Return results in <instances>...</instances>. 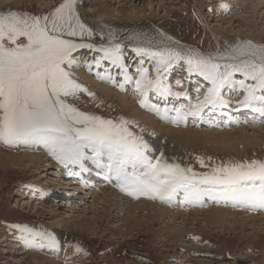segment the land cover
<instances>
[{
	"label": "rangeland",
	"instance_id": "1",
	"mask_svg": "<svg viewBox=\"0 0 264 264\" xmlns=\"http://www.w3.org/2000/svg\"><path fill=\"white\" fill-rule=\"evenodd\" d=\"M62 2L63 0H56V3L55 0H2L0 11L14 9L22 14L43 15L51 11L49 7H53V10ZM75 7L80 20L92 29L93 35L90 38L85 36L82 40L80 37L73 39L96 45L102 43L108 45L110 42L121 44L123 64L127 69V75L132 77L130 81H125L121 69L110 60L103 59L97 65L95 60L103 53L88 48L77 49L72 57L74 63L69 70L78 83L97 95L93 99L87 92L80 93L79 97L86 98L85 106L98 109L110 106L111 109H120L117 99L114 101L113 97L112 99L109 97L106 100L103 94L95 92L88 85L84 75L75 74L74 69H84V74L88 73L86 75H91L93 78L91 80H104L105 77L111 76L112 79H106L109 86L114 90L117 87L118 92L129 96L128 98H131L130 100L142 113L150 115L155 119L154 121H157L158 126L167 125L176 131L185 128L208 130L207 132L216 133L221 137L226 136L227 133H237L250 139L248 143L242 144L236 141L223 144L222 147L214 142L199 141L198 143L195 139L186 144H179L171 141L169 136L161 131L162 129H155L154 126H147L154 130L153 134L140 133L141 127L134 121L133 130L143 135L148 142L159 135L167 136L158 152L150 153L154 154V157L160 155L162 151L164 158L169 162L175 161L182 166L190 165L196 172L210 171L212 166L226 162L264 160V119L251 109L241 108L235 103L242 98V91L225 88L223 96L231 102L227 108H217L214 111L205 109L200 117L188 116L189 118L180 123H173L170 119L161 118L155 111L141 107L140 97L132 86V82H135L139 76L137 68L141 66V61L143 67L148 69V75L150 77L155 75V62L134 51L136 47L148 46L149 41L153 45L161 46L159 42L162 40L164 44L175 40L176 43L168 46L183 49L199 47L210 53L223 52L225 48L246 40L262 45L258 44L256 38L248 40L247 37L252 35L257 37L264 31V0H76ZM187 7L191 13L180 14ZM165 26L170 27V31ZM110 34L115 39L110 41ZM178 41L185 43V47ZM165 77V82L174 92L185 89L189 99L184 96L178 101L179 98L176 97L156 96L155 93L150 92L149 103L162 110L167 107L182 108L186 111L190 103L196 102L198 96L203 97L207 90L204 83L209 85L199 74L194 72L189 75L187 66L182 61L174 64L165 73ZM175 78L180 81L175 83ZM235 78L239 80L243 77L237 73ZM121 83H124L123 88L119 86ZM151 99H155L158 103H152ZM74 103L78 107L82 106L78 100ZM238 109H245L249 114L248 118L244 117L245 112L239 113ZM107 112V110L102 111V113ZM118 113L114 112L117 118L120 117ZM169 115L175 116L176 113L172 111ZM105 118L112 117L105 116ZM0 152H2L1 160V157H6V153L13 155L18 152V144L12 146L0 141ZM47 156L52 165L39 164V162L29 165L21 162L16 167L9 165V168L4 170L0 162V264H264V229L260 228L262 225L257 224L263 223L262 221H258L253 227L246 224L248 221H244L245 226L242 228L234 219H230L228 224L230 229L215 228L214 225H207L203 221L204 211L210 207L223 206V208L239 210L240 208H235L237 205L231 200L217 201L204 197L202 203H183L185 201L183 191L177 192L171 202L146 196L133 197L122 192L116 186L114 179L106 180L103 172L90 160L85 161L84 165L88 171H81L78 166L65 167L52 155ZM196 157H202L207 167H202ZM69 171L78 172L79 175H69ZM96 180L101 183L99 187L94 182ZM94 194L99 198L98 201L94 200ZM62 199L65 200V205ZM106 199H111V202ZM109 202L111 205H108ZM132 203L136 204L133 206L137 210H134L135 217L130 218L134 221L130 223L129 219H125L124 212L120 208L128 207ZM144 203L159 205L166 210L176 212L180 210L185 214L184 219L177 218L172 221L170 214H166L152 222L148 218L154 215V207L150 205L145 208ZM193 211L199 213L197 215L195 213V219L192 217ZM247 211L256 215L258 219L264 218V208ZM180 212L179 214L182 215ZM245 215H241L243 219ZM228 217L231 218L232 215ZM187 218H192L193 224H187ZM62 219L67 221L66 227L63 222L61 223ZM79 219L87 221L85 223H88L89 228H73L71 221ZM175 229L177 231L183 229L184 232L181 233L182 237L176 245L174 243L177 239L174 235L176 232L172 231ZM120 231H123L122 235ZM124 235L126 237H122ZM45 242L47 245L55 243L73 247V255L76 259L72 262L64 257L53 260L49 253L50 247L44 248ZM77 245L82 249L81 251L76 250Z\"/></svg>",
	"mask_w": 264,
	"mask_h": 264
},
{
	"label": "snow or ice",
	"instance_id": "2",
	"mask_svg": "<svg viewBox=\"0 0 264 264\" xmlns=\"http://www.w3.org/2000/svg\"><path fill=\"white\" fill-rule=\"evenodd\" d=\"M75 5L76 0H63L43 15L0 11V141L12 146L42 144L65 167L78 166L81 171H88L84 165L90 160L106 180L114 179L129 196L171 202L177 192L183 191V202L202 203L208 197L231 200L250 209L264 208V160L226 162L212 166L210 171L196 172L190 165L169 162L162 151L158 156L151 155L149 142L133 130L134 121L105 118L70 102V98L78 100L82 92L95 99L69 70L77 49L103 53L95 60L97 65L103 59L110 60L121 69L125 81L132 79L123 64L121 44L96 45L73 39L93 35L80 20ZM109 38L115 39L111 34ZM159 43L163 46L149 41L148 46L134 49L156 64L151 77L143 61L137 68L135 90L141 107L180 123L188 116H202L205 109L227 107L230 101L224 98L223 89L231 88L243 93L235 102L239 107L251 109L264 119V45L242 41L223 52L204 54L168 46L163 40ZM181 61L189 75L195 72L209 83L203 97L198 96L186 111L162 110L149 103L150 92L162 97L187 95L174 92L165 82V73ZM237 73L243 78L236 79ZM119 86L123 88L124 83ZM172 111L175 116L169 115ZM196 159L207 167L202 157ZM69 175L79 173L69 171ZM76 250L82 249L77 245Z\"/></svg>",
	"mask_w": 264,
	"mask_h": 264
},
{
	"label": "bare ground",
	"instance_id": "3",
	"mask_svg": "<svg viewBox=\"0 0 264 264\" xmlns=\"http://www.w3.org/2000/svg\"><path fill=\"white\" fill-rule=\"evenodd\" d=\"M0 1H2V0H0ZM11 2V1H10ZM20 3V2H19ZM55 3H56V0H55ZM4 4V3H3ZM53 4V3H52ZM197 5H198V3H197ZM9 6V5H8ZM13 6H14V4H13ZM1 7V6H0ZM7 7V6H6ZM10 7V6H9ZM11 8V7H10ZM15 8V7H14ZM51 10H52V8L51 7H49ZM17 10V9H16ZM13 11H15L14 9H13ZM27 11V10H26ZM182 13H191V10L187 7L183 12H181L180 14H182ZM189 15V14H188ZM102 16V15H101ZM100 18V17H99ZM137 20V19H136ZM171 21V20H170ZM175 21V20H174ZM179 21V20H178ZM185 21V20H184ZM183 21V22H184ZM192 21V20H191ZM125 22V21H124ZM127 22V21H126ZM129 22V21H128ZM132 22V21H131ZM130 22V23H131ZM111 23V22H110ZM170 24H172V23H170ZM179 24V23H178ZM181 24V23H180ZM113 25V24H112ZM184 25H185V23H184ZM187 25V24H186ZM246 25V24H245ZM175 26V25H174ZM165 27H167V29L170 31V27H168V26H165ZM176 28V27H175ZM173 29V28H172ZM176 30V29H175ZM161 31V30H160ZM262 31V30H261ZM163 32V31H162ZM161 33V32H160ZM178 33V32H177ZM163 35V34H162ZM214 37H216L215 36V34H212ZM204 36H205V34H204ZM218 36V35H217ZM95 37V36H94ZM164 37V36H163ZM176 37V36H175ZM181 37V36H180ZM208 37V36H207ZM264 31H262L257 37H255L254 35H252V36H248L247 38H248V40L250 39H255L256 38V40H257V42H258V44H262V45H264ZM198 38V37H197ZM209 38V37H208ZM89 39V38H88ZM176 39V38H175ZM205 39V38H204ZM210 39V38H209ZM208 39V40H209ZM245 39V38H244ZM199 40V39H198ZM175 41V40H174ZM174 41H172V42H166V44L167 45H171V44H174V43H176V42H174ZM207 41V40H206ZM247 41V40H246ZM78 42H79V40H78ZM179 42V41H178ZM256 42V43H257ZM180 43V45H182V46H184L185 45V43H182V42H179ZM202 43V42H201ZM209 43V42H208ZM255 43V42H254ZM205 45V44H204ZM161 46H163V45H161ZM177 46V45H176ZM194 46V45H193ZM206 46V45H205ZM185 47V46H184ZM203 47V46H202ZM204 48V47H203ZM197 51H199V52H202V53H204V54H208V53H210V52H208V51H204V50H201L199 47L198 48H195ZM75 52H77V50L75 51ZM75 52L73 53V54H75ZM74 73L75 74H77V75H84V77L87 79L86 81H87V83H88V85H90V87L95 91V92H98V93H101V94H103L104 95V98L107 100L109 97H111V99H112V97H113V99H114V101H116V99H117V103L120 105V109H118V110H116L115 108L114 109H111L110 108V106L109 105H106V106H109V108H100V109H98V108H88L87 106H85L84 104L86 103L85 101H86V98L84 97V96H80L79 97V99H78V102L80 103V104H82V106H80V107H82V108H80L82 111H87V112H93V111H95L96 112V114H100L101 116H103V117H105V116H109V117H112V118H117V116H116V114L114 115V112H119L120 113V117H124L125 119H128V120H131V121H136V122H138L139 123V126L141 127V129H143V131L141 132L140 131V133H148V132H151L152 134H153V129H149L150 128V126H154V128L156 129V128H160V130L161 131H163L165 134H167L168 136H169V139L171 140V141H175V142H177V143H179V144H186V142H189L190 140H197L198 141V143H199V141H202V142H204V141H208V142H214V143H216V144H218V145H220L221 147L223 146V144H231V143H233V142H236V141H238V143H248L249 142V138H244L243 137V135L241 134V135H239V134H237V133H234V134H228L227 132V135L225 136L224 135V137H221V135H219V136H217V134L216 133H212V132H207L208 130H206V131H198V130H193V129H188V128H185V129H178L177 131H176V129H174V128H172V127H170V126H158L157 124V121H154L155 119H153L150 115H148V114H144V113H142V111L140 110V108H138L135 104H134V102L132 101V100H130L131 98H128L127 96H126V94L124 93V94H122V93H120V92H118L119 90H116V89H118L117 87H116V89L114 90L111 86H109L110 84H108V82H106V79H104V80H91V75L90 76H88V75H86V74H88V73H86V74H84L85 73V70L84 69H80V70H78V69H74ZM123 77V76H122ZM104 78V77H103ZM124 78V77H123ZM93 79V78H92ZM91 80V81H90ZM175 80V83L176 82H179L180 81V79H178V78H175L174 79ZM182 81V80H181ZM87 85V86H88ZM132 86L133 87H135V82L133 81L132 82ZM171 86H173V85H171ZM204 87H206V88H208L209 87V85L207 84V83H204ZM203 87V88H204ZM89 90V89H88ZM181 91H183V92H186L185 91V89H181ZM201 92V91H200ZM92 93V92H91ZM94 94V96L95 97H97V95H96V93H93ZM157 96V95H156ZM186 97L188 98L189 96H188V93H187V95H186ZM184 98V96L183 97H179V99H178V101H180V100H182ZM159 99V98H158ZM189 99V98H188ZM103 100V99H102ZM101 100V101H102ZM163 100V99H162ZM166 100V99H165ZM151 101H152V103L153 102H156L155 101V99H151ZM189 101V100H188ZM187 101V102H188ZM229 101V100H228ZM70 102H74V101H72L71 100V98H70ZM111 102V101H110ZM162 102V101H161ZM190 102V101H189ZM158 102H156V104H157ZM176 103V102H175ZM231 103V102H230ZM161 104V103H160ZM170 104V103H169ZM179 104V103H178ZM91 105V104H90ZM166 105V104H165ZM171 105V104H170ZM176 105V104H175ZM183 105V104H182ZM227 108V107H226ZM237 108V107H236ZM108 111L107 113H102V111ZM232 110H234V109H232ZM237 111H239V113L240 112H245L244 114V117H247L249 114H248V112L245 110V109H238ZM118 113V114H119ZM235 113V112H234ZM237 114V113H236ZM192 117V116H191ZM189 118V117H188ZM248 118V117H247ZM247 118H245V120L247 119ZM241 119H243V116H241ZM219 121V120H218ZM191 122H192V120H191ZM253 124V123H252ZM148 125H150L149 126V128L147 127ZM246 128V127H245ZM263 129V128H262ZM231 130V129H230ZM157 132V131H156ZM161 134V133H160ZM220 134V133H219ZM148 135V134H147ZM155 135V134H154ZM167 136L166 135H159V136H156V137H153V140H151V141H149V144H150V146H151V148L153 149V152L152 153H157L158 152V150L160 149V147H161V143H162V141L164 140V138L165 139H167L166 138ZM150 139H152V138H150ZM148 141V140H147ZM167 141V140H166ZM165 142V141H164ZM192 142V141H191ZM201 142V143H202ZM168 143V142H167ZM163 144V143H162ZM176 144V143H175ZM20 145H22V144H18V152H16V153H14L13 155H10V154H8V153H4L5 155H6V157L4 158V157H1V160H0V162H1V164H2V168L4 169V170H6L7 168H9L8 166L10 165V166H13V167H16V166H18V165H20L21 164V162H25V163H28L29 165H33L34 163H36V162H39V164H49V165H52V163H51V161L49 162V158H47L48 156V154H49V151L42 145V144H23L22 146H20ZM169 145V144H168ZM168 145H166V146H168ZM200 145V144H199ZM170 147H171V145H169ZM168 146V147H169ZM188 146V145H187ZM228 146V145H227ZM6 147H9V146H6ZM36 147V148H35ZM181 147H182V145H181ZM232 147H235V146H232ZM163 148V147H162ZM179 148V147H178ZM193 148V147H192ZM204 148V147H203ZM161 151V150H160ZM235 151V150H234ZM190 152V151H189ZM222 152V151H221ZM0 153H2V152H0ZM173 153V152H172ZM201 154V153H200ZM154 155V154H153ZM159 155V154H158ZM49 157H51V156H49ZM235 157V156H234ZM52 158V157H51ZM51 160V159H50ZM49 162V163H48ZM1 166V165H0ZM40 166V165H39ZM44 170V169H43ZM5 176V175H4ZM65 177V176H64ZM90 181H92V180H90ZM68 182H70V181H68ZM97 185L96 186H100L101 185V183L99 182V180H96V181H94ZM93 183V182H92ZM94 184V183H93ZM68 186V185H67ZM66 188H69V187H66ZM105 188V187H104ZM103 188V189H104ZM110 188V187H109ZM107 189V188H106ZM110 191V190H109ZM102 192V191H101ZM104 192V191H103ZM105 193V192H104ZM88 194H89V192H88ZM96 194V193H95ZM95 194H94V200H99V198L98 197H95ZM117 194V193H116ZM91 195V194H90ZM93 195V194H92ZM113 195V194H112ZM110 197H111V195H110ZM115 197H116V195H115ZM106 198H107V196H106ZM118 198H120V197H118ZM65 199V198H64ZM64 199H62L61 201L63 202V204L65 205V200ZM107 201H110L111 202V199L110 200H108V199H106ZM113 200H114V198H113ZM157 200V199H156ZM184 200V199H183ZM60 201V200H59ZM109 202V204L108 205H111V203ZM184 203V202H183ZM189 203V202H188ZM223 203H224V201H223ZM157 204V203H156ZM159 204V203H158ZM181 204H182V202H181ZM133 205H135L136 206V204H130L128 207H123L122 205H120V206H122L123 208H120L121 210H123V212H124V216H125V219H129L128 220V222H130V223H132L133 221H132V219L135 217L134 216V214L133 213H135L134 212V210L136 209L137 210V208H134V206ZM150 205H151V207L153 206L154 207V215L153 216H151V217H149L148 219L149 220H151L152 222H154V221H156V219L157 218H160V217H164L166 214H170V216H171V219H172V221H174V219H179V218H182V219H184V213H182V211L180 212V210L178 211V212H176V211H173V210H166V209H164L163 207H160L159 205H152V204H150V203H144L143 204V206L145 207V208H147L148 206L150 207ZM235 205H237V207H235V208H240L239 210L238 209H235V210H231V209H228V208H223V206H222V208L220 207V208H208V209H206L205 211H204V215L202 216V219H203V221L205 222V223H207V225H214L215 226V228H224V229H226V228H229V226H228V224L230 223V219H234V221H236V223L237 224H240V226L243 228V226H245V225H243L245 222L244 221H248V222H246V224H249V225H251L252 227H253V225H255V223H257L258 221H262L263 223H257L259 226L260 225H262L260 228L261 229H264V218H262V219H258L257 218V216L256 215H253V214H249L250 213V211L248 212L247 210L248 209H250V208H248V207H245V206H241L240 204H238V203H236ZM127 206V205H126ZM107 209H108V207H106ZM115 209H118V207L116 208V207H114ZM175 208V207H174ZM177 208V207H176ZM189 209V208H188ZM241 209H242V211H241ZM174 210H176V209H174ZM178 210V209H177ZM149 211V210H148ZM172 211V212H171ZM200 211V210H199ZM171 212V213H170ZM179 212L180 213H182V215L181 214H179ZM194 213L192 214V217L195 219V211H193ZM197 214H199V213H196V215ZM242 214H246L245 216V220L243 219V217L241 216ZM257 214V213H256ZM229 215H232V217L230 218V217H228ZM147 216V215H146ZM145 216V217H146ZM140 217V216H139ZM254 217V218H253ZM257 219H256V218ZM130 218H132V219H130ZM253 218V219H252ZM191 219L192 218H190V219H188L187 218V224H193V223H191ZM252 219V220H251ZM146 220V219H145ZM170 220V219H169ZM193 220V219H192ZM143 221V220H142ZM147 222H148V220H146ZM194 221V220H193ZM202 221V222H203ZM64 223L65 224V227L67 226L66 224V220H64V219H62V221H61V223ZM85 222H87V221H84V220H82V219H79L78 221L77 220H74V221H71V226L73 227V228H89L87 225H88V223H85ZM93 222V221H92ZM145 222V221H144ZM185 222V221H184ZM200 222V221H199ZM93 223H95V220H94V222ZM151 223V222H150ZM196 223H197V220H196ZM60 223H57V225H59ZM139 224V223H138ZM184 224V223H183ZM200 224V223H199ZM256 224V225H257ZM69 225V224H68ZM90 225V224H89ZM173 225V224H172ZM234 226L235 225H233L232 226V228H234ZM259 226H257V228L259 227ZM204 227V226H203ZM127 228V227H126ZM185 228V227H184ZM187 228V227H186ZM170 229H174L173 227H170ZM189 229V228H188ZM230 229V228H229ZM259 229V228H258ZM91 230V229H90ZM190 230V229H189ZM241 230V229H240ZM127 231V230H126ZM173 232H176V234H174L175 236H176V240H175V245H176V243L179 241V238L180 237H182V234L181 233H183L184 234V232H183V229L181 230V231H177L176 229L175 230H172ZM187 231V230H186ZM185 231V232H186ZM121 232V231H120ZM123 232V231H122ZM122 232H121V235H122ZM125 232V231H124ZM126 233V232H125ZM242 233V232H241ZM264 233V232H263ZM124 234V233H123ZM128 235V234H127ZM130 235V234H129ZM132 235V234H131ZM170 235V234H169ZM173 236V235H172ZM122 237H126L125 235L124 236H122ZM171 237V236H170ZM167 238V237H166ZM169 238V237H168ZM154 239V238H153ZM157 239V238H156ZM49 240V239H48ZM168 240H170V239H168ZM51 243V242H50ZM45 244H46V242H45ZM48 247H50V251H49V253L51 254V256L53 257L52 259L54 260V259H56V258H67V260L69 261V262H72V261H74L75 259H76V257H74V255H73V250H72V248L73 247H70V246H61V245H58V244H55V243H53V244H51V245H45V247L44 248H48ZM32 250V249H31ZM78 259V258H77ZM39 261V260H38Z\"/></svg>",
	"mask_w": 264,
	"mask_h": 264
}]
</instances>
